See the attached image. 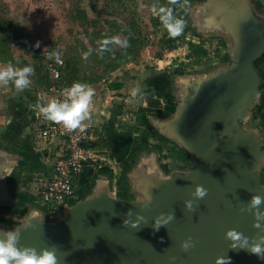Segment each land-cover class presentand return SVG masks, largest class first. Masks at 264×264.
Segmentation results:
<instances>
[{
  "label": "water",
  "instance_id": "95a60500",
  "mask_svg": "<svg viewBox=\"0 0 264 264\" xmlns=\"http://www.w3.org/2000/svg\"><path fill=\"white\" fill-rule=\"evenodd\" d=\"M197 3L200 14L188 16V23L199 36L225 38L231 57L210 73L186 82L179 76L171 87L165 85L163 90L170 88L164 95H175L178 105L171 115L150 121L164 140L189 156L191 167L163 171L160 154L150 151L146 159L153 162L135 179L137 198L121 199L101 187L67 206L58 219L33 212L15 228L0 219V230L15 229L21 246L55 245L61 264H215L222 256L231 264H264L246 250L230 249L225 239L231 229L250 239L259 233L253 215L240 208L253 195L264 196V141L244 125L260 99L262 80L255 63L264 55V18L250 0ZM14 160L0 148V207L17 201L8 184ZM196 186L207 190L202 200L192 195ZM145 193L152 197L147 207ZM189 200L192 212L185 209ZM168 213L174 219L154 231L155 219ZM137 214L144 217L138 228L124 225L126 219L134 223ZM189 237L195 247L182 251Z\"/></svg>",
  "mask_w": 264,
  "mask_h": 264
},
{
  "label": "crops",
  "instance_id": "0c3cea01",
  "mask_svg": "<svg viewBox=\"0 0 264 264\" xmlns=\"http://www.w3.org/2000/svg\"><path fill=\"white\" fill-rule=\"evenodd\" d=\"M103 1H107L111 10V12L104 13V17H108L117 23H124L123 20L127 17L125 15L135 14L131 11L134 6L133 1H138V7H142L145 0H100V5L108 9L109 7H107V4H103ZM186 1L191 2V0H178L176 5L172 2L171 6L173 7H170V9L173 10L171 14L176 15L177 6L180 5L178 6L181 7L178 8L180 12L177 9V15L181 19L185 20L187 17V20H189L188 16L195 18L196 15H199L200 13L197 12L199 3L195 2L196 7L194 9L190 4L187 7ZM163 8L167 10L165 2ZM154 10L157 9L155 8ZM84 14L87 16V21L94 19L92 11L85 9ZM190 29L194 30V28ZM203 39L202 36L195 35L192 38L186 37L184 44L176 42L177 40L175 41L176 44L170 41L169 45H172V47L165 50L169 53L167 58L171 60L166 63L171 64L173 62L172 58L176 60L180 58L179 61L181 62H189V60L193 59L192 48L194 50L196 46L199 49L206 44ZM221 39L222 42L225 41L221 37L217 38L218 41ZM204 48L207 47L205 46ZM139 51L136 56L138 60L135 58L120 63V66H115L106 77L97 80L95 78L88 81V83L82 82V84L90 85L94 92L89 117L83 122V127L90 133L87 142L90 147L106 153L109 165L104 167L105 170H101L98 173L87 170L77 182L76 197L59 207L52 208L44 205L37 194V179L40 176H53L55 161L65 154V145L62 140L44 141L41 137V129L48 121L43 118L39 111V106L45 105L54 98V94L49 90L51 80L45 68L44 60L45 72L38 68L30 77V86L25 90L18 92L11 82L7 85L0 84V86L4 87V90H0V148L14 155V170L8 179V184L17 198L13 206L0 207V219L2 221L15 228L21 225L33 212L48 220L58 219L67 206L88 197L94 190L101 187V189L107 190L121 199L137 198L135 179L145 167H148L153 162L150 157L146 159L147 153L150 151H157L160 154L159 167L163 171H168V168H170L168 161L161 158V155L167 153H164L163 148L160 146L152 147L149 139L152 137L156 141H163L166 145L169 143L151 126L150 121L171 115L172 107L162 99L164 94L159 90L162 89L161 87L156 89L155 83L153 84L148 80L145 81V79L142 81L143 79H140V77L129 78L131 75L133 76V71H129L132 70L131 68L140 69L139 60L143 55L144 46ZM116 52H118L117 49ZM204 52L207 53L205 50ZM13 54L16 64H13L14 60H2L1 56L3 57V55L0 53V66L11 64L15 68H20L17 66V61L34 65V58L32 59L25 55L22 57L20 52H14ZM112 60L114 63L117 62L114 61L115 57ZM83 76L85 77L86 75ZM163 76L164 79L168 77L167 74ZM90 77L92 78L91 75L85 78ZM65 78H67L65 82L62 79V84H60L63 90L73 85L69 81L67 82L71 78L70 72L65 75ZM116 79L118 80L114 81ZM139 82L141 84L138 91V86H134V84L137 85ZM129 84L131 87L128 86ZM140 91L141 94L139 95ZM128 94L131 98H124ZM137 96L142 97V103L137 115L139 114L138 116H140V113H142L143 124L145 123V127L147 125L152 129V135L148 132L141 139H136L137 130L135 131L130 125L125 129L118 128L119 122L124 121L127 109L132 110L133 99L137 98ZM60 99H62V94ZM151 101L157 103L158 108L156 110L150 111ZM163 109L166 114L161 112ZM130 115L136 116L133 113ZM8 210L16 215H24L22 222L14 223V225L13 222H9L7 217L4 216Z\"/></svg>",
  "mask_w": 264,
  "mask_h": 264
},
{
  "label": "rangeland",
  "instance_id": "374dc122",
  "mask_svg": "<svg viewBox=\"0 0 264 264\" xmlns=\"http://www.w3.org/2000/svg\"><path fill=\"white\" fill-rule=\"evenodd\" d=\"M177 1L174 5H176ZM198 1L204 0L186 1V6L188 7L190 4L195 9V2ZM250 1L254 5L255 11L264 18V0ZM133 2L134 6L131 11L135 14L125 15L127 17L123 20L124 23H117L108 17H104V13L111 12L107 1H103V4H107L109 10L100 5V0H0V38L5 39V43H9L12 54L20 52L22 57L25 55L29 58H34L35 61L33 60V63L35 66L17 61V66L20 68L31 66L34 72L38 68L45 72L43 53L46 49L63 55L67 69L64 71V81H61L65 82V79H67L65 75L70 72L71 78L67 82L69 81L72 84L88 83L92 79L96 78L97 80L109 75V70L106 68L108 65H114L112 60L114 55L112 53H115L116 49L119 53H122L124 47L133 39H140L142 46H144V52L139 60L140 69L131 68L132 70L129 71H133V76L131 75L129 78L140 77V79H143L142 81L144 79L145 81H151L153 84L155 83L156 89L162 88L159 90L163 94L169 90L174 78L182 76V80L186 82V78L190 79L201 74L210 73L228 64L229 61L225 60V57L229 55L228 41L225 38H223L225 40L223 42L222 39L218 41L217 38L221 37L219 35L203 37L206 44L199 46V49L196 46L194 50L192 48L193 59L189 60V62H181L179 61L180 58L177 60L172 58L173 62L171 64L166 63L171 60L167 58L169 53L165 50L172 47V45H169L170 41L175 42L177 40L176 42L184 44L186 37L197 36L196 31L190 29L192 26L188 23L187 17L183 20L177 15L178 11L180 12L178 8H181L178 5L176 15L171 14V16L184 22L183 31L181 35L175 38L169 35L161 17H166L169 13H172L173 9H170V7H173L171 6L172 0H145L142 7H138V1ZM164 2L167 10L163 8ZM155 8L157 10H154ZM85 9L93 12L94 19L87 21V16L84 14ZM164 10L165 12H163ZM9 29L12 34L11 38L7 37ZM113 37H118L122 43L120 45L114 43H110L107 46L103 45L102 42L104 40H111ZM205 46L207 48H204ZM204 50L207 53L204 54ZM85 53H89L87 58L84 56ZM229 57L231 56L229 55ZM136 60H138V57ZM13 64H16L15 60ZM135 74L137 75L135 76ZM166 74L168 77L164 79L163 75ZM83 75H86L85 77L91 75L92 78H85ZM141 82L137 85L134 84V86H138V91ZM165 85L170 87L163 90L166 87ZM3 88V86H0L1 91L4 90ZM129 97V94L124 96L126 99ZM162 99L167 103L164 96ZM133 102L132 110L127 109L124 121L119 122L118 128L125 129L130 125L135 131L137 130L136 139H141L148 132L152 135V129L147 125L145 127V123L143 124L142 113H140V116H138L139 114L137 115L142 103V97L137 96V98L133 99ZM257 105H261V96ZM149 108L150 111L156 110L158 105L156 102L151 101ZM161 112L166 114L164 109ZM131 113L136 114V116L133 117L130 115ZM244 125L256 131L264 141V112L258 116L254 114L253 110L250 119ZM149 140L152 147L160 146L163 148L164 153H167L161 155V158L168 161L170 165L168 171L178 170L177 172H185L191 167V159L177 145H166L163 141H156L152 137ZM108 165L103 164L102 166L106 167ZM261 174L264 183V165L261 168ZM4 216L7 217L9 222H13V225L14 223L22 222L21 220L24 217V215L13 214L10 210Z\"/></svg>",
  "mask_w": 264,
  "mask_h": 264
},
{
  "label": "clouds",
  "instance_id": "9594fccd",
  "mask_svg": "<svg viewBox=\"0 0 264 264\" xmlns=\"http://www.w3.org/2000/svg\"><path fill=\"white\" fill-rule=\"evenodd\" d=\"M172 2L175 3L176 0H172ZM161 19L171 37L175 38L182 34L184 27L182 20L174 19L171 13L166 17H161ZM102 43L107 46L110 43L120 45L122 42L118 37H113L111 40L106 39ZM88 55L89 53H85V58ZM33 73L34 69L31 66L23 68H15L11 64L0 66V84L7 85L11 82L14 84L15 89L20 92L30 86V77ZM93 95L94 92L90 85L74 83L70 88L63 90L62 99L49 100L45 105L39 106V111L45 120L61 125L69 132L75 131L82 128L83 122L88 119ZM168 179H171V177ZM192 195L195 200H202L207 195V190L202 186H196ZM144 199L143 206L147 207L151 203L152 197L145 193ZM262 205H264V196L253 195L251 200L240 208L241 212H248L253 215L255 221L253 227L259 230L255 237L250 239L242 233H238L235 229L228 230L225 233V239L230 241V249L246 250L260 260H264V235L260 234L264 233V227H262L264 211L260 210ZM185 209L189 212L194 211L192 200L185 202ZM126 215L130 218L133 213L129 211ZM173 219L174 213L161 214L154 221V231L166 226ZM143 221L144 217L137 214L134 223H130V220L126 219L124 225L130 224L132 228L136 229ZM19 242L20 234L15 229L0 230V264H61V258L58 256V249L55 245L37 250L34 247L21 246ZM193 247H195V244L192 242L191 237L181 244V250L185 252ZM215 264H231V261L230 258L222 256L216 259Z\"/></svg>",
  "mask_w": 264,
  "mask_h": 264
},
{
  "label": "built area",
  "instance_id": "2783aa9c",
  "mask_svg": "<svg viewBox=\"0 0 264 264\" xmlns=\"http://www.w3.org/2000/svg\"><path fill=\"white\" fill-rule=\"evenodd\" d=\"M43 60L51 80L49 90L54 94L53 99H60L63 92L60 82L67 67L66 61L62 55L51 50L44 51ZM89 136V131L83 126L69 132L61 125L48 121L42 127L41 137L44 141L59 139L65 145V154L53 165V176H40L36 181L37 194L44 205L54 208L73 200L77 194V182L85 172H94L103 168V164H108L105 152L89 146Z\"/></svg>",
  "mask_w": 264,
  "mask_h": 264
},
{
  "label": "trees",
  "instance_id": "16d2710c",
  "mask_svg": "<svg viewBox=\"0 0 264 264\" xmlns=\"http://www.w3.org/2000/svg\"><path fill=\"white\" fill-rule=\"evenodd\" d=\"M127 32L130 33L129 31H127ZM9 33L7 34V37L11 38V35H12L11 30L9 31ZM18 35H19V33H18ZM4 41H5V39L0 38V50H1V55H3V57L1 56V59L2 60H4V59L5 60H8V59L12 60L13 56H12V53L10 51V49H11L10 45H9V43H5ZM141 47H142V42L140 41V39L131 40L124 47V50L122 53H119L116 51H115V53L114 52L112 53L114 55L113 57H115L114 61H117V62H115L113 66L108 65L106 69L111 71L114 69L115 66H120V63L128 61L130 59H135L136 56L138 55V52L141 49ZM225 60L229 61V55H227L225 57ZM255 66H256V68L259 72V75L261 77L262 84L260 86L261 105L256 106V108L254 110V114H257L258 116H260L264 112V55L260 59L257 60V62L255 63ZM164 97L167 100L168 105H170L171 107H176L178 105L177 97L175 95L165 94Z\"/></svg>",
  "mask_w": 264,
  "mask_h": 264
}]
</instances>
